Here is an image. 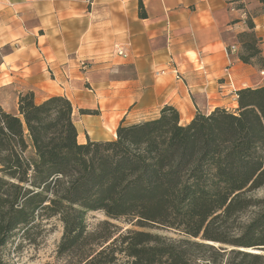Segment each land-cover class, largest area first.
<instances>
[{
  "label": "trees",
  "instance_id": "obj_1",
  "mask_svg": "<svg viewBox=\"0 0 264 264\" xmlns=\"http://www.w3.org/2000/svg\"><path fill=\"white\" fill-rule=\"evenodd\" d=\"M258 2L262 9L264 0ZM139 15L145 16L141 3ZM245 23L237 57L264 71L250 15ZM235 92L233 109L197 111L181 124L166 104L153 119L119 124L112 140L84 143L65 96L36 102L33 91L19 93L15 113L0 108V248L16 230L27 235L55 217L63 226L57 253L66 264H113L118 254L128 264H200L190 247L206 244L190 238L264 250V198L255 197L264 186V84ZM249 209L252 216L242 221ZM91 211L184 237L167 241L127 229L97 240L87 230ZM230 251L239 264L264 258Z\"/></svg>",
  "mask_w": 264,
  "mask_h": 264
},
{
  "label": "crops",
  "instance_id": "obj_2",
  "mask_svg": "<svg viewBox=\"0 0 264 264\" xmlns=\"http://www.w3.org/2000/svg\"><path fill=\"white\" fill-rule=\"evenodd\" d=\"M247 15L264 58L258 0H0V108L15 113L29 90L36 102L63 95L78 143L112 140L119 124L153 119L166 104L181 124L233 109L237 89L264 80L237 57ZM227 66L234 91L221 88Z\"/></svg>",
  "mask_w": 264,
  "mask_h": 264
},
{
  "label": "rangeland",
  "instance_id": "obj_3",
  "mask_svg": "<svg viewBox=\"0 0 264 264\" xmlns=\"http://www.w3.org/2000/svg\"><path fill=\"white\" fill-rule=\"evenodd\" d=\"M256 7L251 8V11H257ZM264 9V6L263 8ZM264 78L260 72L258 75ZM264 84L254 82L253 86ZM256 198H264V186L255 192ZM253 214L251 209L241 215V220L249 219ZM87 230L101 240L106 236H117L119 233L127 229L147 230L153 233L160 234L167 241H174L183 238L182 233L175 229L152 227L139 228L126 218L110 219L107 218L101 211H91L86 214ZM24 230H16L9 238L5 246L0 248V260L2 264H66V258L59 256L57 253V245L60 241L63 226L57 218H51L43 221L42 224L31 230L27 235ZM192 241L202 242L206 245L203 247H190L194 256L199 259L200 264H239L240 257L231 253V249L243 250L252 253H259L264 256V250L258 246L247 248H235L230 245L221 244L201 240L200 238H190ZM113 264H128V259L123 255L118 254L117 259ZM264 264V258L260 261Z\"/></svg>",
  "mask_w": 264,
  "mask_h": 264
},
{
  "label": "built area",
  "instance_id": "obj_4",
  "mask_svg": "<svg viewBox=\"0 0 264 264\" xmlns=\"http://www.w3.org/2000/svg\"><path fill=\"white\" fill-rule=\"evenodd\" d=\"M227 52H228V55L235 53L236 52V46L235 45L229 46ZM117 53L125 56V54L123 53V51L121 49H117ZM80 66L82 68H85V67H87V64L85 62H81ZM224 71H225V75H224V77H222L221 88L225 87V88L230 89L231 91H234V82H233V79L231 76V71L229 70V66H227ZM260 74L264 75V71L261 70ZM177 76L179 77L178 73H177Z\"/></svg>",
  "mask_w": 264,
  "mask_h": 264
}]
</instances>
